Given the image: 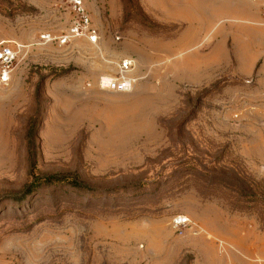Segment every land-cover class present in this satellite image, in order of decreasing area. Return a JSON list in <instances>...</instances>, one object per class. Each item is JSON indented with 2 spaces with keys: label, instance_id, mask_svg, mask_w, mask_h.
Returning a JSON list of instances; mask_svg holds the SVG:
<instances>
[{
  "label": "rangeland",
  "instance_id": "1",
  "mask_svg": "<svg viewBox=\"0 0 264 264\" xmlns=\"http://www.w3.org/2000/svg\"><path fill=\"white\" fill-rule=\"evenodd\" d=\"M84 2L0 0V264H264V0Z\"/></svg>",
  "mask_w": 264,
  "mask_h": 264
},
{
  "label": "built area",
  "instance_id": "2",
  "mask_svg": "<svg viewBox=\"0 0 264 264\" xmlns=\"http://www.w3.org/2000/svg\"><path fill=\"white\" fill-rule=\"evenodd\" d=\"M62 4L71 13V23L66 34L54 36L51 32L41 35L45 41H53L58 38L59 42L65 44L74 37H83L89 42L96 44L99 41L100 34L97 26L85 5L84 0H62ZM19 57V50L11 42H0V80L8 83L11 79V72L14 63ZM133 67V61L126 59L121 64V71L118 77H103L101 79L102 87L113 89L128 90L132 87L134 79L128 75ZM174 222L178 226L186 225L189 220L184 215L175 217Z\"/></svg>",
  "mask_w": 264,
  "mask_h": 264
},
{
  "label": "crops",
  "instance_id": "3",
  "mask_svg": "<svg viewBox=\"0 0 264 264\" xmlns=\"http://www.w3.org/2000/svg\"><path fill=\"white\" fill-rule=\"evenodd\" d=\"M192 65L194 66L193 62H192Z\"/></svg>",
  "mask_w": 264,
  "mask_h": 264
},
{
  "label": "trees",
  "instance_id": "4",
  "mask_svg": "<svg viewBox=\"0 0 264 264\" xmlns=\"http://www.w3.org/2000/svg\"><path fill=\"white\" fill-rule=\"evenodd\" d=\"M51 177H55V176H51Z\"/></svg>",
  "mask_w": 264,
  "mask_h": 264
}]
</instances>
